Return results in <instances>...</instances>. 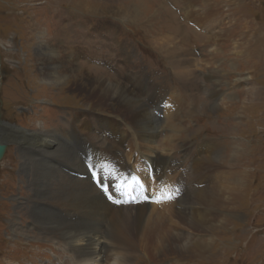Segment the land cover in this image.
<instances>
[{
  "label": "rangeland",
  "instance_id": "rangeland-1",
  "mask_svg": "<svg viewBox=\"0 0 264 264\" xmlns=\"http://www.w3.org/2000/svg\"><path fill=\"white\" fill-rule=\"evenodd\" d=\"M188 1L0 0V121L7 123L0 124V137L8 145L0 163V264H79L64 235L44 237L31 220L29 180L41 171L38 144L22 143L31 133L76 130L87 110L125 122L122 129L134 135L129 146L109 137L101 144L108 150L99 151L110 160L138 154L131 117L119 115L117 102L100 101L104 89L88 74L128 87L160 118V157L154 159L163 161L161 169L178 172L181 160L207 163L197 150L212 141L222 147L214 166L242 172L240 196L234 199L236 188L219 206L215 225L201 233L202 255L139 254L130 264H264V0H192L194 7ZM198 8L210 10L217 40L190 18ZM49 50L60 56L52 58L65 75L59 84L43 77ZM218 91L224 96L215 97ZM164 107L172 112L166 123ZM75 137V153L96 184L98 151ZM44 157L69 173L66 158ZM83 173L72 175L83 179ZM191 195L181 187L177 200ZM13 222L25 233L15 234Z\"/></svg>",
  "mask_w": 264,
  "mask_h": 264
},
{
  "label": "bare ground",
  "instance_id": "bare-ground-1",
  "mask_svg": "<svg viewBox=\"0 0 264 264\" xmlns=\"http://www.w3.org/2000/svg\"><path fill=\"white\" fill-rule=\"evenodd\" d=\"M193 3L192 0L187 2L194 7ZM209 11L208 8H198L190 12L189 16L195 18L193 20L199 23L197 26L209 30L212 40H217L218 34L213 31L214 22L208 16ZM199 15L201 17L197 19ZM190 25L193 26L192 22ZM48 53L51 58L43 77L47 80L45 82L59 84L65 79V75L59 72L61 67L52 62V58L59 59L60 56L53 50H49ZM74 71L81 72L82 65L74 68ZM88 78L103 87L104 95L99 97L100 101L117 102L120 106L119 115L123 117L128 114L131 117L139 133L135 135L138 154L133 150L129 160L119 154H113L110 160L107 152L99 151L101 148L108 150L101 147V144L106 143L109 137L119 140L123 146H129L127 141L134 135L122 129L126 125L125 122L113 118L104 119L87 110H82V124L76 130L64 128V133L56 130L31 133V136L22 143L38 144L36 148L40 154L37 155L39 158L35 159L40 162L41 171H35L34 179L29 180L32 195L28 199L31 220L39 234L44 237L64 235L63 240L67 249L72 250L79 264H130L139 254L156 258L165 252L182 251L189 256L202 255L207 242L204 243L205 236L201 233L215 225L220 214L219 206L230 200L231 194L240 183L242 172L223 170L214 166L218 165L216 160L222 147L212 141L201 145L197 150L207 163L197 164L192 159L181 160L178 162V172L161 169L163 161H160V158L154 159V156L160 157L161 126L157 125L161 122L160 118L128 87L115 85L110 80L94 79L89 74ZM213 94L215 97L224 96L221 91ZM247 104L248 101L245 105ZM168 108H161L165 123L167 117L172 115ZM79 115L76 117H80ZM72 135L81 136L98 151L95 156V159H99L96 184L86 167L82 168V161L71 143ZM61 140H64L65 146ZM45 155L66 158L63 166L69 173L58 168L52 160L46 162ZM132 160L139 166L131 163ZM101 165L104 166L103 169ZM180 167L184 169L180 171ZM79 170H84L83 179L72 175ZM153 175L159 180L156 183L162 188L159 191L154 188L155 183L151 179ZM126 176H138L144 186L141 187L132 179H121ZM101 177L104 178L105 184H111L109 193L101 191L98 185ZM181 187L185 190L191 189L193 193L184 203L181 199L177 200L179 193L177 190ZM239 193L240 190L237 188L234 199L240 196ZM169 196L173 199L169 203L163 202ZM149 198H154L155 202H148ZM157 200L162 202L157 203ZM59 206L62 209H59ZM58 212H65L67 218L61 217ZM11 228L15 234L25 233L24 227L16 222L12 223Z\"/></svg>",
  "mask_w": 264,
  "mask_h": 264
},
{
  "label": "snow or ice",
  "instance_id": "snow-or-ice-1",
  "mask_svg": "<svg viewBox=\"0 0 264 264\" xmlns=\"http://www.w3.org/2000/svg\"><path fill=\"white\" fill-rule=\"evenodd\" d=\"M98 134H99V133H98ZM103 167H104V166L101 165V169H103ZM121 179H123V180L132 179V180H134L137 184H139L141 187L144 186L143 183L141 182V180H140V178H139L138 176H126V177H121ZM151 179L155 182L157 178L153 175V176L151 177ZM98 185H99V187H100V189H101V191H102L103 193H109L110 188H111V184H110V183H109V184H105V183H104V178H103V177H101V178L98 180ZM177 191H179V190H177ZM172 199H173V197L169 196V197H167L166 200H164L163 202H169V201H171ZM156 202L159 203V202H162V201L157 200Z\"/></svg>",
  "mask_w": 264,
  "mask_h": 264
},
{
  "label": "water",
  "instance_id": "water-1",
  "mask_svg": "<svg viewBox=\"0 0 264 264\" xmlns=\"http://www.w3.org/2000/svg\"><path fill=\"white\" fill-rule=\"evenodd\" d=\"M0 124H7V123L0 121ZM7 150H8V145L4 143L0 137V163L5 157Z\"/></svg>",
  "mask_w": 264,
  "mask_h": 264
}]
</instances>
